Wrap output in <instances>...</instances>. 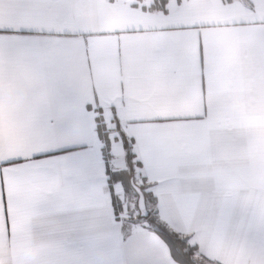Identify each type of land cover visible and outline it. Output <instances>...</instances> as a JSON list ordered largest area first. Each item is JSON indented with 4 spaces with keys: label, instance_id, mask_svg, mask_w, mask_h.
I'll list each match as a JSON object with an SVG mask.
<instances>
[{
    "label": "crops",
    "instance_id": "0c3cea01",
    "mask_svg": "<svg viewBox=\"0 0 264 264\" xmlns=\"http://www.w3.org/2000/svg\"><path fill=\"white\" fill-rule=\"evenodd\" d=\"M152 4L0 0V264H177L121 135L195 260L264 264V0Z\"/></svg>",
    "mask_w": 264,
    "mask_h": 264
},
{
    "label": "trees",
    "instance_id": "16d2710c",
    "mask_svg": "<svg viewBox=\"0 0 264 264\" xmlns=\"http://www.w3.org/2000/svg\"><path fill=\"white\" fill-rule=\"evenodd\" d=\"M167 0H153V4L150 9L164 11L163 7ZM98 129L99 136L104 142V154L106 156V161L108 159V155H106V151L108 149L107 140H106V131L102 130V121L98 118ZM122 146L125 152V160L127 164V169L122 170L117 173H111L108 168V164H106L108 181H109V190L111 191L112 185L114 183H120L123 187L124 191H132L134 190L131 186V180L134 181V167H140V164L134 161V156L131 153V145L127 142V140L121 135ZM107 163V162H106ZM143 179V178H142ZM135 184V183H134ZM137 185L144 194L145 202L152 203L155 205V201L152 200L150 193L147 192V188L143 184V180ZM138 218L141 217L138 214ZM145 221L147 228L154 233H156L166 244L168 247L169 253L172 259L177 264H200L199 261L194 259V254L196 248L190 245L185 237H181L172 231L165 223H163L157 216L155 211H148V217L145 219H141ZM204 263L206 264H215L204 259Z\"/></svg>",
    "mask_w": 264,
    "mask_h": 264
},
{
    "label": "rangeland",
    "instance_id": "374dc122",
    "mask_svg": "<svg viewBox=\"0 0 264 264\" xmlns=\"http://www.w3.org/2000/svg\"><path fill=\"white\" fill-rule=\"evenodd\" d=\"M106 140H107V146H109V148H110V144H109L110 142H109L108 137H106ZM115 158H116V156H115ZM108 168H109V171L112 172L111 171L112 168H110L109 166H108ZM134 171H136L135 167H134ZM134 175H135V172H134ZM131 181L133 183H135V184H139V183H137V177H135V176H134V181L133 180H131ZM124 193L127 194V195L125 197L126 199L124 200L125 209H124V211L122 210V215L125 216L126 219H128V220L135 219V221L136 220H140V221L145 223V221L141 220V219H144V218H141V219L138 218V214L139 213H138L137 207H136V196L133 194L132 191H127V192L124 191ZM117 205H118V208L120 209V204H116V206ZM151 206L154 207V205H152V203H146L147 211H152V212L155 211V208L153 209ZM149 207H151V209H149Z\"/></svg>",
    "mask_w": 264,
    "mask_h": 264
},
{
    "label": "water",
    "instance_id": "95a60500",
    "mask_svg": "<svg viewBox=\"0 0 264 264\" xmlns=\"http://www.w3.org/2000/svg\"><path fill=\"white\" fill-rule=\"evenodd\" d=\"M131 186L134 190V193L136 194V207H137L139 216L145 219L148 217V211L146 208L144 194L141 191V189L137 185H135L132 181H131Z\"/></svg>",
    "mask_w": 264,
    "mask_h": 264
}]
</instances>
